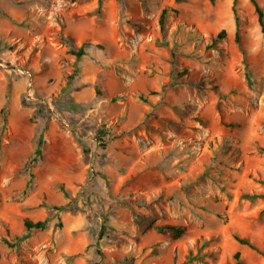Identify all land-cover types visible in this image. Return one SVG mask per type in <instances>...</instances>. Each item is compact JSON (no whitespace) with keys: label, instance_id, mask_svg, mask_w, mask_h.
Instances as JSON below:
<instances>
[{"label":"rangeland","instance_id":"374dc122","mask_svg":"<svg viewBox=\"0 0 264 264\" xmlns=\"http://www.w3.org/2000/svg\"><path fill=\"white\" fill-rule=\"evenodd\" d=\"M235 252L264 264L251 1L0 0V264H234Z\"/></svg>","mask_w":264,"mask_h":264},{"label":"trees","instance_id":"16d2710c","mask_svg":"<svg viewBox=\"0 0 264 264\" xmlns=\"http://www.w3.org/2000/svg\"><path fill=\"white\" fill-rule=\"evenodd\" d=\"M250 1L254 5L255 11H256L257 17H258V22L261 26V31H262V34L264 36V21H263L262 10L259 7L256 0H250ZM99 5H100V0H99ZM169 11L176 13L175 9H171L169 7H166L161 11L160 16H159V27H160L161 34L163 36H165V24H166V20H167V16L169 14ZM236 22L238 23L237 18H236ZM236 28H237V24H236ZM224 34H225V31H223V30L220 31L218 33L216 39H214V42L217 39L223 38ZM238 40H239V35H238V28H237L236 29V41H238ZM86 46H87V44H83L76 51H73L77 58H80L83 54H85V47ZM4 121H5V117H4V115H2V124L4 123ZM41 135L38 139L37 148L35 150V154L37 156H40V154H41V149H40L41 145H42V136ZM104 136H105V132L103 130V126H101L97 130V135H96L95 139L98 140L99 143H101L102 148H104V143H103L104 142ZM47 224H48V219L39 220V221H35V222L32 220H29V219H25V221H24V227L26 230H44L47 228ZM159 228L161 230L170 231L173 237H179L180 235L183 234V232L185 230L183 226H172V225H163ZM15 240L20 241V237H16ZM236 240L241 244H245V245L255 249L254 245L246 238H241V237L236 236ZM3 242L10 247L13 246V244L9 240L4 239ZM234 258H235L234 264H243V262L240 259V253L239 252H235Z\"/></svg>","mask_w":264,"mask_h":264}]
</instances>
